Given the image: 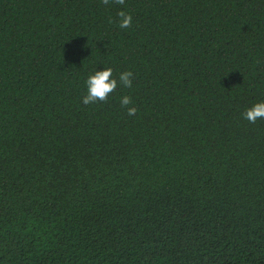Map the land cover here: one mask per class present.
Wrapping results in <instances>:
<instances>
[{
  "label": "trees",
  "instance_id": "1",
  "mask_svg": "<svg viewBox=\"0 0 264 264\" xmlns=\"http://www.w3.org/2000/svg\"><path fill=\"white\" fill-rule=\"evenodd\" d=\"M258 102L264 0H0V264H264Z\"/></svg>",
  "mask_w": 264,
  "mask_h": 264
},
{
  "label": "clouds",
  "instance_id": "2",
  "mask_svg": "<svg viewBox=\"0 0 264 264\" xmlns=\"http://www.w3.org/2000/svg\"><path fill=\"white\" fill-rule=\"evenodd\" d=\"M110 0H103L104 4H109ZM116 4L123 5L125 0H115ZM119 27L129 28L132 25V16L124 11L119 12ZM133 73L131 71L122 72L119 79L113 78L112 68H105L102 71H95L86 80L87 95L83 98L85 105L94 104L97 102H106L118 87V84L124 87L132 86ZM121 106L127 108L129 116H133L137 112V108L132 105L131 97L123 96L121 98ZM244 118L250 123H255L258 119H264V102H258L248 108L243 114Z\"/></svg>",
  "mask_w": 264,
  "mask_h": 264
}]
</instances>
